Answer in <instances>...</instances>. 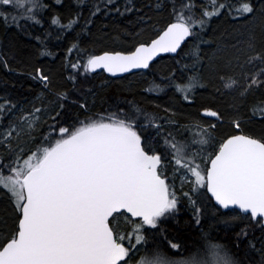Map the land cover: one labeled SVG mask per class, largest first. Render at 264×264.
I'll use <instances>...</instances> for the list:
<instances>
[{
	"label": "trees",
	"instance_id": "trees-1",
	"mask_svg": "<svg viewBox=\"0 0 264 264\" xmlns=\"http://www.w3.org/2000/svg\"><path fill=\"white\" fill-rule=\"evenodd\" d=\"M19 1L0 5V134L8 130L11 138L27 118L38 120L0 143V234L12 236L5 242L17 230L21 203L9 184L20 188L31 158L40 162L84 130L130 123L148 135L149 145L143 143L148 153L182 162L202 176L205 168L190 152L206 154L209 161L216 141L239 132L264 142V92L253 88L239 101L231 99L229 111L235 115L224 114L222 102L227 106L235 94L220 84L227 65L245 63L248 47L264 50L262 30L249 21L251 15L258 20L264 15V0H211L208 8L198 0H162L160 6L156 0H35L33 10ZM175 21L190 28L176 55L117 78L89 72L91 56L128 52ZM171 181L169 198L175 205L156 224L132 220L119 234L114 231L127 249L141 238L142 248L128 264L141 259L208 262L215 254L228 264H264L260 220L222 211L204 183L176 190Z\"/></svg>",
	"mask_w": 264,
	"mask_h": 264
},
{
	"label": "water",
	"instance_id": "water-1",
	"mask_svg": "<svg viewBox=\"0 0 264 264\" xmlns=\"http://www.w3.org/2000/svg\"><path fill=\"white\" fill-rule=\"evenodd\" d=\"M190 36L182 22L167 24L128 52L91 56L87 68L111 78L147 70L174 56ZM159 156L145 152L128 131L99 127L50 151L23 177V202L15 237L0 250V264H120L126 257L109 219L125 212L149 221L167 199ZM205 187L222 211L260 218L264 226V143L237 133L225 138L206 168Z\"/></svg>",
	"mask_w": 264,
	"mask_h": 264
},
{
	"label": "rangeland",
	"instance_id": "rangeland-1",
	"mask_svg": "<svg viewBox=\"0 0 264 264\" xmlns=\"http://www.w3.org/2000/svg\"><path fill=\"white\" fill-rule=\"evenodd\" d=\"M35 0H20V3H23L24 5L26 4V6L28 7V9L33 10L35 8ZM200 3H202V5L205 6V8H208V6L211 4V0H198ZM242 1V0H241ZM14 2V0H0V5L5 4V5H10ZM155 5L160 6L162 3V0H156L155 1ZM194 4V2H193ZM242 9L245 10L244 6H241ZM240 13L242 14L243 12L240 11ZM261 14H264V11L260 12ZM253 17H251L249 19V21L251 22L252 20V25L255 24L257 25L261 30L262 33L264 34V15H261L260 20H258L257 16L251 15ZM244 16H240V18H243ZM264 38V37H263ZM253 39L255 40V38L253 37ZM264 40V39H263ZM252 41V39H251ZM248 49L251 51L249 52H244L243 55V59L247 58L245 60V63H241V61H239V65L236 66V64H231V65H227V67H225L223 70V73L221 78H220V84L221 87L223 88L222 90H234V94L235 97L231 98L228 97V104L226 106L225 101H223V108H225V110L223 109L224 114H231V115H235V111L230 113V109H232L231 106V99L235 100L238 98V101L241 98H244V96L247 94L248 91H250L251 89L255 88V89H260L264 92V50L259 49V46L256 47H248ZM247 50V49H246ZM244 62V61H243ZM241 65V66H240ZM196 81V80H195ZM194 81V82H195ZM191 83V82H190ZM233 94V95H234ZM242 106V105H241ZM240 107V106H239ZM175 109V108H173ZM239 109V108H237ZM37 118H32L29 117L26 120H24L22 122L21 125H19L17 128H15L13 130L12 133V137H9V131L5 130L4 132H2L0 134V143L5 142L9 139H13V134H16V130L18 131V134L20 135V133L25 132L31 128H33V126L36 124L37 122ZM119 120H111L110 123L113 122H118ZM122 121V120H120ZM126 122V121H125ZM238 122L239 120H234L233 121V126L235 128H239L238 126ZM119 127H123L126 128L130 131H132L138 139H140L146 146L149 145V140H148V135H141L140 133L143 130H137L135 129L130 123L126 124V123H120L119 125H117ZM213 126V125H212ZM147 127L146 125L141 127L145 128ZM18 134H16L18 136ZM154 137H156V135H152L151 139H154ZM221 141H216L217 147L220 145ZM157 155H159V153H156ZM190 154H193L194 157H197L199 159L198 161V165L199 167L202 166L204 168L207 167V161H208V157L206 154H201L197 151H192L190 152ZM178 156L181 157V154H179ZM36 161H38L37 158H31L28 163H27V167L28 169L33 168L35 166H37V164L39 163V161L36 164ZM197 165V166H198ZM170 166V167H169ZM169 167V168H168ZM160 174L164 177L165 180H172L171 181V185L172 187L176 188V190L181 189L182 187L185 186H199L202 185L203 181V176H201L199 173H197L195 170H190L189 168H187V165H183L182 162H177V163H173L171 161H167V159H165V157L161 156V162H160V166L158 168ZM167 172H169L167 174ZM21 183V182H20ZM21 185V184H20ZM9 186L11 188H15V191L17 192L18 196L20 197V199L22 198V192L21 190V186L20 188L18 187L16 189L14 184H9ZM175 205V201L171 200L168 198V201L166 202V205L162 211V215L164 216L165 214H167ZM161 217V216H160ZM159 218V214L158 216H155L149 223H144L142 221H140L139 225H154L157 223ZM133 219L125 214V213H118L114 216L113 218V231H115L117 234L120 233V230H122L124 227H128L131 226ZM6 234V233H5ZM4 233L0 234V248L2 247L3 243H5V241L12 237L9 235V237H5ZM14 235V233H13ZM140 237L139 235H136L135 240ZM119 239V238H117ZM119 241V240H118ZM142 248V241L141 238H139L136 242L131 243V246L128 249V257L126 259V263L128 264V262L131 260V257H133L135 254H137V252ZM261 251H264V239L263 242L261 244L260 247ZM123 264V263H122ZM138 264H228L226 261L221 260L220 258H217V255L215 254L214 256H212V258L210 259V261L206 262L204 259H198V260H191V259H185V260H167V259H162V260H155V259H141Z\"/></svg>",
	"mask_w": 264,
	"mask_h": 264
}]
</instances>
